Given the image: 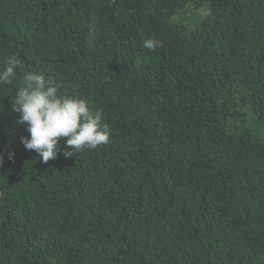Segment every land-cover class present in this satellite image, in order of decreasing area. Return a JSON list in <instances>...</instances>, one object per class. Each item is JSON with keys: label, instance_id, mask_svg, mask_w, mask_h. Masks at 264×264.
I'll return each mask as SVG.
<instances>
[{"label": "trees", "instance_id": "16d2710c", "mask_svg": "<svg viewBox=\"0 0 264 264\" xmlns=\"http://www.w3.org/2000/svg\"><path fill=\"white\" fill-rule=\"evenodd\" d=\"M13 54L0 264H264V0H0V70ZM25 73L101 111L108 143L26 150Z\"/></svg>", "mask_w": 264, "mask_h": 264}, {"label": "clouds", "instance_id": "9594fccd", "mask_svg": "<svg viewBox=\"0 0 264 264\" xmlns=\"http://www.w3.org/2000/svg\"><path fill=\"white\" fill-rule=\"evenodd\" d=\"M156 44L153 40L144 42L149 50ZM21 66L17 55H9L0 70V84L10 82ZM22 84L15 91L11 110L19 114L16 122L25 125L29 134L21 137L22 144L26 150H34L43 162L55 158L61 140L65 142V156L108 143L110 129L101 122L102 112H92L79 96L61 95L63 85L54 77L25 73Z\"/></svg>", "mask_w": 264, "mask_h": 264}]
</instances>
